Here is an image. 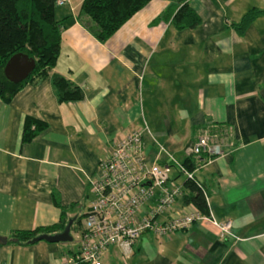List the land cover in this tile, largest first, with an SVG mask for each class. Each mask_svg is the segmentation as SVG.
I'll return each mask as SVG.
<instances>
[{
  "label": "crops",
  "instance_id": "0c3cea01",
  "mask_svg": "<svg viewBox=\"0 0 264 264\" xmlns=\"http://www.w3.org/2000/svg\"><path fill=\"white\" fill-rule=\"evenodd\" d=\"M81 1L54 6L59 49L47 76L0 101V264H61L76 253L79 233L72 231L74 248L11 240L15 232L58 223L53 194L69 218L81 216L93 199L89 181L98 163L132 132L140 133L147 164L190 161L208 216L229 223L230 236L194 221L165 239L142 234L126 258L109 247L99 264H264V0H188L201 22L182 30L155 22L171 0H150L104 43L78 16ZM252 9L263 13L236 31L232 24ZM52 75L83 98L58 103ZM25 118L44 128L21 143ZM210 124L230 130L220 141L223 154L192 156L195 137ZM167 177L182 190L186 179L175 168ZM193 209L180 195L169 214Z\"/></svg>",
  "mask_w": 264,
  "mask_h": 264
},
{
  "label": "trees",
  "instance_id": "16d2710c",
  "mask_svg": "<svg viewBox=\"0 0 264 264\" xmlns=\"http://www.w3.org/2000/svg\"><path fill=\"white\" fill-rule=\"evenodd\" d=\"M56 0H0V101L7 103L25 85L36 82L47 76L54 66L59 49V28L53 19V9ZM150 0H82L78 7V16L88 18L92 26V35L100 43H104L133 14L142 9ZM263 11L250 10L245 13L237 24H232L236 31L241 32L255 17ZM166 20L175 29H194L201 20L189 8L188 0H171L160 16L155 19ZM15 54H23L34 61L30 75L21 83L8 82L2 75L5 62ZM50 83L58 103L76 102L83 98L82 91L69 81L58 75H52ZM210 134L220 142L230 134L224 125H208ZM44 124L25 118L21 132V143H27L35 137ZM182 164L187 170L192 165L185 159ZM181 202L191 204L202 215L207 214V205L203 190L193 179L182 184ZM52 203L59 208V221L54 226L39 228L32 231L15 232L11 242L29 244L34 237L45 234L60 233L68 220H71L69 231L80 233L81 222L86 211L78 217L69 218L68 208L59 205L57 195L53 194ZM78 263V252L69 251Z\"/></svg>",
  "mask_w": 264,
  "mask_h": 264
},
{
  "label": "built area",
  "instance_id": "2783aa9c",
  "mask_svg": "<svg viewBox=\"0 0 264 264\" xmlns=\"http://www.w3.org/2000/svg\"><path fill=\"white\" fill-rule=\"evenodd\" d=\"M67 0H56L60 6ZM194 157L208 159L219 157L223 149L209 128L199 131L191 146ZM169 167L192 180L191 173L182 163L170 159L167 165L147 164L141 151V136L132 132L114 142L109 155L98 163L96 179L89 181L93 199L89 203L78 235V256L81 264H99L102 252L116 247L122 257H128L132 246L144 233L156 239H165L183 231L194 221H206L213 225L221 235L230 236V224H216L208 214L198 210L171 216L170 211L181 188L167 177ZM156 189V195L153 192ZM154 197V198H153ZM152 199V205L146 207ZM168 213L163 221H156L158 215ZM74 258H66L61 264H76Z\"/></svg>",
  "mask_w": 264,
  "mask_h": 264
},
{
  "label": "water",
  "instance_id": "95a60500",
  "mask_svg": "<svg viewBox=\"0 0 264 264\" xmlns=\"http://www.w3.org/2000/svg\"><path fill=\"white\" fill-rule=\"evenodd\" d=\"M34 68V61L23 54L12 55L4 64L2 68L3 77L10 83L19 84L23 82L32 72ZM71 220L67 221L63 230L55 235L41 234L29 241V244L44 241L47 243H68L72 238L69 234V227Z\"/></svg>",
  "mask_w": 264,
  "mask_h": 264
},
{
  "label": "rangeland",
  "instance_id": "374dc122",
  "mask_svg": "<svg viewBox=\"0 0 264 264\" xmlns=\"http://www.w3.org/2000/svg\"><path fill=\"white\" fill-rule=\"evenodd\" d=\"M183 178H179V180L181 181ZM70 245L74 248L75 247V237L73 236V241L70 243Z\"/></svg>",
  "mask_w": 264,
  "mask_h": 264
}]
</instances>
